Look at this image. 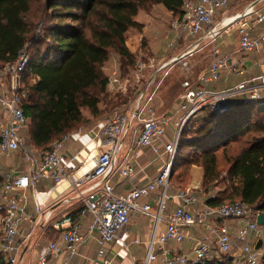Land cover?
I'll use <instances>...</instances> for the list:
<instances>
[{
    "label": "built area",
    "instance_id": "2783aa9c",
    "mask_svg": "<svg viewBox=\"0 0 264 264\" xmlns=\"http://www.w3.org/2000/svg\"><path fill=\"white\" fill-rule=\"evenodd\" d=\"M238 1L186 0L181 18L171 23L174 41L169 43V49L186 45V53L192 55L215 44L223 33L236 27L239 34L238 53L264 55V33L258 37L251 35L252 31L264 25V0L249 2L238 16L236 11L217 20L218 10L227 9ZM29 62L25 47L16 61L0 68V155L20 152L29 163L26 174L6 172L0 186V255L8 263L19 264L30 246L37 242L36 229L61 217L54 228L60 231L62 244L51 241L37 264H49L63 251L69 252L70 259L80 256L82 247L92 241H96L98 250L91 264H115L114 259L108 256L110 246L122 241L121 235L132 219L143 215L151 220L152 236L141 264H207L215 258L214 250L220 257H233L232 264H262L264 254L261 249H256V245L263 241L264 246V226L257 221L264 212L240 201L217 207L201 203L191 187L172 194L171 177L184 129L194 119L208 113L224 114L237 105L233 104L235 100L242 105L256 104L264 108V72L248 73L241 69L240 60L214 47L207 72L193 81H184L178 104L165 116H160L155 105L158 89L156 73L173 61L160 63L154 57L147 61L139 59L132 69L131 81L122 77L120 69L114 70L109 78L113 87L126 92L129 83L135 80L139 85L147 73L154 72L140 90L133 108H113L103 122L67 133L46 150L29 151L25 136L29 120L24 111L29 92L22 82ZM225 74L239 75L242 80L226 89H211L210 86L219 82ZM33 80L35 83L36 79ZM74 136H87L94 144L97 152L94 167L72 185L71 196L55 205L78 206V209L54 215L52 205H47L48 192L42 191L35 192V215L29 216L24 191L35 190L43 180L60 183L66 179L68 170L79 163V155L68 159L60 155ZM143 150L151 151L162 162L158 174L146 184L132 185L127 192L117 194L112 179L118 175L127 181L135 179ZM16 192H23L22 197L15 196ZM143 199L146 201L142 202ZM172 200L178 202L177 206L165 215ZM85 216H91L92 221L84 234L80 218ZM26 222L31 224L28 232L24 229ZM227 222L238 223L236 240ZM162 224L166 225V229L159 233ZM187 228H205L208 234L197 242L192 253L168 249L171 242H185ZM139 243V240L128 242L126 251L132 244ZM239 251V257L231 256Z\"/></svg>",
    "mask_w": 264,
    "mask_h": 264
},
{
    "label": "trees",
    "instance_id": "16d2710c",
    "mask_svg": "<svg viewBox=\"0 0 264 264\" xmlns=\"http://www.w3.org/2000/svg\"><path fill=\"white\" fill-rule=\"evenodd\" d=\"M185 1L46 0L37 26L31 29L26 20L31 0H0L1 66L16 61L25 47L30 57L22 82L29 92L24 111L32 146L43 151L63 135L77 131L86 120L84 108L92 117H102L105 112L100 109L101 96L107 93L109 84L103 67L114 53L121 58L122 70L134 68L137 56L126 46V34L131 29H142L136 20L139 12L163 5L174 17L181 18ZM32 79L36 82L30 83ZM263 115L264 108L256 104H237L224 114L201 117L193 146L203 156L199 164L203 169V192L210 195L213 183L229 182L225 190L206 200L208 205L240 201L264 212ZM258 116L263 117L255 121ZM253 128L258 136L236 140ZM220 148L228 164L227 178H222L215 153ZM188 174L189 169H184L177 180ZM173 178L174 174L171 182ZM229 257L207 264H232ZM262 261L264 264V255ZM0 264L10 263L0 255Z\"/></svg>",
    "mask_w": 264,
    "mask_h": 264
},
{
    "label": "crops",
    "instance_id": "0c3cea01",
    "mask_svg": "<svg viewBox=\"0 0 264 264\" xmlns=\"http://www.w3.org/2000/svg\"><path fill=\"white\" fill-rule=\"evenodd\" d=\"M243 11V10H242ZM242 11H237L240 13ZM233 14V13H232ZM176 17L168 11L163 5L155 6L150 12L140 11L136 20L137 22L142 25V29L139 31L137 29H131L126 34V46L128 47L129 51L137 56V53L148 51L150 56L158 59L163 62H171L179 59L183 54L186 53L187 46L186 45H178L175 49H169V43L174 41V33L171 30V23L174 21ZM264 33V25L259 28L258 30L252 31L251 35L253 37H258ZM223 35V34H222ZM221 35V36H222ZM220 36V37H221ZM217 39L216 43L211 45V54L214 47L219 48L223 54L232 55L236 60L241 61V69H244L248 73H256L261 74L264 72V55L260 53H251V54H240L239 51V34L236 31V41L232 44H229L225 47H222V44H219V39ZM145 44V48L144 47ZM207 49V48H206ZM195 54V53H194ZM194 54L189 55L184 58H193ZM194 59H188L185 63L187 67L191 65L189 71H193L194 69ZM122 68V61L118 55H114L110 57V59L105 63L103 67L104 74L106 77L109 78L112 75V72L116 69ZM206 70H203L198 77L206 73ZM122 72V70H121ZM197 77V78H198ZM231 77H238L239 83L242 80V77L239 75H223L221 80L229 82ZM221 82V81H220ZM235 83L234 85H236ZM234 85H221L219 89H213L214 85L210 86L213 90H222ZM124 92L118 91L116 87H113L111 83L108 84L107 93L103 95L106 99L111 101L112 97H117ZM107 100V101H108ZM105 107L100 104L101 110H106ZM108 107V106H107ZM158 112V111H157ZM91 115V114H90ZM88 118V117H87ZM104 117L97 120L95 123L103 122ZM37 150L36 148H34ZM21 155L24 158V155L20 152H15L9 155L10 158H15V156ZM61 156L68 159L71 156L79 155V163H75L73 165L74 169H70L67 172V177L60 183H55L51 180H43L41 181L34 189H29L24 191L28 201L26 202V209L27 214L29 216L35 215V192H48L47 196V205L51 206L54 210V215L59 216L60 214L65 213L66 211H75L78 209L77 207L70 208V205L65 204H58L55 203L60 202L63 198L71 196L72 185L77 182L78 180L82 179L88 172H90L94 167V158L97 155L95 150L94 144L91 143L89 137L87 136H74L65 146V149L60 153ZM82 164V166H81ZM80 169L76 170L78 167ZM162 167V162L156 159V156L149 150H143L141 152V156L139 158V167H138V174L135 179L132 181L124 180L119 175L115 176L112 179V183L115 187L117 194H123L127 192L132 185L140 186L146 184L149 179L154 177L158 174L160 168ZM29 169V163L24 168L17 169L16 167H8L4 170H0V186L3 181V177L6 172L14 171L16 174H26ZM193 182L189 187L193 189V194L198 198L201 203H206V200L211 196L205 194L201 191V175H202V168L193 167L192 169ZM177 188L174 184H172V194H175ZM23 192H16L14 195L17 197H22ZM146 200H142L145 202ZM75 202V201H73ZM177 201L172 200L169 202V211L165 214L168 215L173 211V209L177 206ZM55 205V206H54ZM56 216V217H57ZM57 221H61V217L57 220L51 221L44 226L40 225L36 231V240L37 242L33 243L29 250L25 253L22 261L19 264H37L38 260L41 256H43L46 252V249L51 241H57L58 243L62 244V237L60 231L54 228V224ZM82 224V231L85 234L91 224L92 218L91 216H85L80 218ZM228 226L231 229V234L234 240H236L237 231L239 228L238 223L236 222H227ZM31 228V224L26 222L24 225V229L28 232ZM166 229V225L162 224L159 228V233L164 232ZM185 234L187 236L186 240L182 244H178L175 242H171L168 244L167 248L173 250L175 252L180 253H192L196 244L199 240L203 239L208 233L205 228L200 230H195L193 228H187L185 230ZM122 241L115 243L110 246L109 250V258L114 259L115 264H141L145 259L146 252H147V244L152 236V223L147 217L143 215H138L134 219H132L130 225L128 226L126 232L122 233ZM134 240H139V244H132L130 246L129 251H126L125 245ZM134 246H142L143 248V257H139V254H135L133 252ZM264 247V246H263ZM98 246L96 241H92L89 245L82 247L80 251V256H75L70 259V254L68 251H63L60 255L52 258L49 264H91L92 259L96 258L97 256ZM264 252V248L262 249ZM214 259H220V255L214 250ZM235 258L240 256L239 252H234L231 254Z\"/></svg>",
    "mask_w": 264,
    "mask_h": 264
},
{
    "label": "rangeland",
    "instance_id": "374dc122",
    "mask_svg": "<svg viewBox=\"0 0 264 264\" xmlns=\"http://www.w3.org/2000/svg\"><path fill=\"white\" fill-rule=\"evenodd\" d=\"M45 1L46 0H31L30 3V11L26 15V20L31 25V29H35L39 22V17L41 16V13L43 12L45 8ZM253 0H239L235 5H232L231 7L227 9H221L217 11V20H221L224 16L228 17L232 15V13L236 11H242V9L245 7L246 4L251 2ZM178 17H176L177 19ZM34 26V27H33ZM39 30L42 29V26L38 27ZM236 31L237 28L234 27L230 29L227 33H223V35L219 39V44H222V47H225L229 44H232L236 41ZM238 32V31H237ZM145 48V44L144 47ZM207 49H204L202 51L196 52L194 54L193 58H183L175 62L169 63V65L162 71L156 73L157 79H156V86H157V96H156V101L155 105L158 111V114L160 116H165L169 111L174 109V107L178 104L180 95L183 93V88L182 84L186 80H195L199 74L203 71L206 70L212 60V54H211V49L212 46L206 47ZM115 54L112 53L110 57H113ZM151 54H149L148 51L140 52L137 53L136 61L139 59H142L144 61H147L150 57ZM110 59V58H109ZM188 59H194V69L193 71H189V67L185 65V63L188 61ZM161 63V61H160ZM2 64H0V68ZM122 70V68H121ZM154 74V72L150 71L147 73L145 78L143 79V82L139 85H137L136 82H132L128 84L127 91L124 92V94L119 95L120 97H112L110 100L107 101V99L103 96H101V103L107 110L102 111L104 115L102 118L114 107L115 108H120L122 110L127 109L129 106L134 107L138 97L140 90L147 84V80L151 78V76ZM122 77L124 79H130L132 77V69H124L122 70ZM34 80L32 79L30 83H34ZM221 81V82H220ZM219 82H215L213 89H219L221 88V85L227 86V85H234L239 81L238 77H231L230 81L227 82L226 84L224 83V80H220ZM211 85V86H212ZM211 88V87H210ZM233 104H239V100H235ZM83 114L86 118L85 122L80 125V127H88L90 125H93L97 120L101 119V117H92L90 115V112L87 108H84ZM264 116V115H263ZM263 116H258L255 117V121H259L261 117ZM88 117V118H87ZM203 119V118H202ZM201 117L196 118L193 120L192 123H190L183 132L181 142L178 148V153H177V158L174 164V168L172 171V174H174V178L172 179V183L177 187V188H185L191 185L193 182V175H192V169L193 167H199L201 168L200 161L202 160V154L199 153L198 149L193 146L194 141L197 139L198 134L195 133L199 129L200 121L202 120ZM195 126V129L193 128ZM79 127V128H80ZM196 130V131H195ZM26 145L28 147L29 151H32L34 147L32 146L30 136H29V130L26 132ZM170 136V134H169ZM250 136H258V133L254 131V128L250 130L249 133H246L244 135H241L240 137L236 138V140L244 141ZM235 141H233L230 145L227 146V151L231 149L235 145ZM40 151V150H38ZM223 148L215 150V153H217L219 157V169L223 173V177H226V172L228 169V164L226 163L225 159L223 158ZM28 165L27 159L22 157L21 155L15 156V158H10L8 156H2L0 155V170H4L8 167H16L17 169L24 168ZM188 170L189 169V174L188 176L184 177L181 179V181L177 180V175L178 173L182 172L183 170ZM202 176H203V169H202V175H201V185H200V190L203 191L202 189ZM229 185V182L220 180L218 183H213V189L212 192L210 193L211 195H216L222 190H225L226 187ZM264 248V247H263ZM262 250V249H261ZM263 251V250H262ZM133 252L135 254H139V257H143V248L142 246H134L133 247ZM264 254V252H262Z\"/></svg>",
    "mask_w": 264,
    "mask_h": 264
},
{
    "label": "water",
    "instance_id": "95a60500",
    "mask_svg": "<svg viewBox=\"0 0 264 264\" xmlns=\"http://www.w3.org/2000/svg\"><path fill=\"white\" fill-rule=\"evenodd\" d=\"M187 56H189V53L183 54L181 57H179V59H176L175 61L183 59L184 57H187ZM175 61H173V62H175ZM257 221H258V224L260 226H264V213H262L258 216ZM262 247H263V241H259L258 244L256 245V249L260 250V249H262ZM229 261H233V257H229Z\"/></svg>",
    "mask_w": 264,
    "mask_h": 264
},
{
    "label": "bare ground",
    "instance_id": "6f19581e",
    "mask_svg": "<svg viewBox=\"0 0 264 264\" xmlns=\"http://www.w3.org/2000/svg\"><path fill=\"white\" fill-rule=\"evenodd\" d=\"M243 11H244V9H243ZM243 11H242V12H243ZM242 12H240V13H237V14H236V16H238V15H239V14H241ZM234 18H235V17H234Z\"/></svg>",
    "mask_w": 264,
    "mask_h": 264
}]
</instances>
